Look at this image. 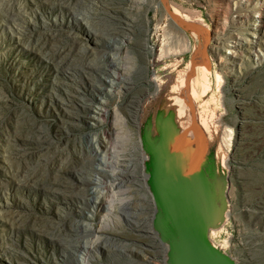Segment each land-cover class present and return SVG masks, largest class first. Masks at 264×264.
<instances>
[{"label":"rangeland","instance_id":"rangeland-1","mask_svg":"<svg viewBox=\"0 0 264 264\" xmlns=\"http://www.w3.org/2000/svg\"><path fill=\"white\" fill-rule=\"evenodd\" d=\"M167 2L208 30L199 28L223 78L211 76L206 97L197 90L199 132L181 177L207 184L212 195L210 243L234 264H264V0ZM259 21V58L245 48L231 66L233 42ZM110 41L120 45L122 65L105 92L98 86L110 88L101 82L111 66L105 54L116 52ZM203 49L161 0H0V264H76L84 244L97 246L88 264L175 263L160 242L171 243L163 228L177 233L162 201L169 174L157 157L169 166L179 152L187 129L172 127L179 109L172 99H186L183 81ZM101 100L108 113L98 123L92 116ZM183 111L190 127L193 113ZM105 139L115 143L122 170L111 212L104 197L91 195L92 179L114 182L96 168L98 148L109 153ZM142 169L156 172L149 190ZM92 197L97 205L85 203Z\"/></svg>","mask_w":264,"mask_h":264},{"label":"water","instance_id":"water-1","mask_svg":"<svg viewBox=\"0 0 264 264\" xmlns=\"http://www.w3.org/2000/svg\"><path fill=\"white\" fill-rule=\"evenodd\" d=\"M161 3H163L169 18L173 22L177 23L183 30L190 29L195 34V37L204 45V49L198 55L193 56L192 68L186 79L185 104L193 113L192 125L181 138L180 146H178L179 152L172 157L169 166L167 158L163 153H158L157 157L159 170L164 171L165 177L169 174L170 189L165 193L166 197L162 201L167 204L164 209H167L171 215L170 222L176 230L177 236L172 238L167 228H163V232L171 240L170 245L171 251L174 254V264H234L229 257L222 254L209 241L210 225H212L211 221L214 220L216 209L207 184L193 187L190 180L188 183L184 181L186 175L181 177L183 163H180L187 155L190 140L197 132L196 102L191 93L192 80L197 76V68L199 66H204L208 70H212L213 68V62L208 50L209 43L205 40L208 38V34L206 36L205 33H201L199 28L203 29L206 33H208V30L195 22L187 21L175 15L167 0H161ZM156 150L158 151V148ZM161 157L163 158L161 159ZM151 174L153 175L152 180H154L156 172L153 171ZM154 197L156 205L159 208L160 202L156 194H154ZM171 198L175 202H171ZM187 204H189L188 208ZM162 240L165 241L166 238L163 237Z\"/></svg>","mask_w":264,"mask_h":264},{"label":"bare ground","instance_id":"bare-ground-1","mask_svg":"<svg viewBox=\"0 0 264 264\" xmlns=\"http://www.w3.org/2000/svg\"><path fill=\"white\" fill-rule=\"evenodd\" d=\"M162 4V3H161ZM179 8V7H178ZM172 12L175 14V15H177V16H180V17H182V18H184L185 20H187V21H190V22H192V21H194L193 20V17H190L189 15H184V14H182L181 12H180V10L179 9H177V8H172ZM244 15V14H243ZM242 15V16H243ZM258 16V15H257ZM260 16V15H259ZM262 16V15H261ZM202 24V23H201ZM264 24V23H263ZM254 25V31H253V33H250V34H247V36H245V37H243V38H241L240 36H238V41H234L233 43V45H235L234 46V49H231V51H230V49H229V51L227 52L229 55H231V59H230V65L231 66H236V65H238V51L239 50H244L245 48H248V53H250V54H252L253 56H255V57H257V58H259V56H260V54H259V52H260V44H259V31H260V28L262 27V24H261V21H259V22H256V23H254L253 24ZM228 27V26H227ZM225 32V31H224ZM234 39V38H233ZM107 40V39H106ZM217 40V39H216ZM258 40V41H257ZM113 42H107L106 44H107V46H109L110 47V45L112 44ZM124 43V42H123ZM221 43V42H220ZM147 45V44H146ZM177 45V44H176ZM112 47H114V49H113V51H116V52H111V54L109 55V56H107L108 54H105L106 56H105V59H106V57H107V61H105L107 64L108 63H110L111 64V66H108V67H110L109 68V70H108V76L106 77H103L102 79V83H105V84H107V86H109L110 88H109V90L108 89H103V88H101V86H98V89H99V91H101V90H106L107 92H112L113 91V89L115 88V86H116V84H117V80H119V78H120V72H119V70H120V68H121V65L122 64H120V60H119V53L117 52V50L120 48L119 46H118V44H115L114 45V43H113V45H111ZM122 46V45H121ZM165 46H167V45H165ZM174 46V45H173ZM178 46H179V44H178ZM186 46V45H185ZM169 47V46H168ZM182 47V46H181ZM148 48V47H147ZM150 48V47H149ZM185 48H187V46L185 47ZM227 48H229V47H227ZM112 49V48H111ZM153 49H154V47H153ZM166 49V48H165ZM168 49V48H167ZM214 49V48H213ZM188 50V49H187ZM150 51V50H149ZM182 51V50H181ZM245 51V50H244ZM167 52H168V50H167ZM184 53H185V51H184ZM181 54V53H180ZM213 55V54H212ZM221 59H222V57H220ZM242 58V57H241ZM241 58H240V60H241ZM102 59H104V58H102ZM224 59V58H223ZM245 59V58H244ZM165 60V59H164ZM103 62V61H102ZM223 62H224V60H223ZM104 63V62H103ZM106 63H104V64H106ZM226 63H227V61H226ZM213 66H214V71L213 72H211L210 70H208L206 67H204V66H199L198 68H197V76L192 80V84H191V93H192V96H193V98H194V100H195V102L196 103H198L199 102V97H198V95H197V90H199L201 93H202V95H203V97H206L207 95H208V91H209V89H210V79H211V76L215 73V79L217 78V81H218V83H223V78H222V76L219 74V73H217L216 72V69H217V64L214 62V60H213ZM229 66V65H228ZM107 67V66H106ZM189 67H191V65H189ZM111 68H113L112 70H111ZM123 78V77H122ZM186 82H185V80L183 81V85H182V87H185L186 86V84H185ZM105 91V92H106ZM172 100H174V105H177V106H179V109L177 110V113H176V115H175V118L172 120V122H171V125H172V127H174L176 130H177V127H176V124L175 123H177L179 126H181V128H183L184 130L185 129H189L190 127H189V120L187 119V117H186V114H185V112L183 111V107H185L186 106V104H185V100L183 99V98H179V97H173V99ZM105 103L106 102H104V100L102 101L101 100V103H99V105H100V107H94L95 108V110H94V115L92 116V118L93 119H95V121H97L98 123H101L102 121L101 120H103V118H106V113H108L107 112V109H105V108H101V106H104L105 105ZM136 111V110H135ZM139 111V110H138ZM137 113V112H136ZM139 113V112H138ZM137 113V114H138ZM138 117V116H137ZM136 117V118H137ZM119 118V117H118ZM138 119V118H137ZM115 121H116V119H115ZM198 132H199V129H198V124H197V132L195 133V135L192 137V139L190 140V143H189V148H188V152H187V155L185 156V158H184V160L180 163V164H182V163H186L187 162V160H188V158L190 157V154H189V149H190V147L193 145V143H194V140L198 137L197 135H198ZM177 133V132H176ZM178 134V133H177ZM110 135V134H109ZM112 135V134H111ZM116 135V134H115ZM118 136V135H117ZM107 137V136H106ZM110 137V136H109ZM114 138V137H113ZM116 138V137H115ZM114 138V139H115ZM121 138V137H120ZM107 139V138H106ZM106 139H105V142H107V146H106V148H107V151L109 152L108 154H110V157H109V155L108 154H101V152H102V150L100 151V148H98V144L96 145L97 146V148L99 149L98 150V153H97V156L99 157V159H100V165L99 166H104V169H100L99 168V166H97L96 168H97V170H98V172H100V173H104V174H107V175H109V176H111L114 180V182H111L110 183V181H109V183H105L101 178H99V177H96L95 179H92L93 181H95V185L97 186V190H95V189H93L92 190V194L91 195H94L95 196V199H96V196H97V200L98 201H101V198L102 197H104V203L101 201V203H102V206L104 207V208H108V211L109 212H111V211H113V209L115 208V207H117V206H115V204H116V201H118V198L117 197H119V196H117V192H116V189L119 187L118 185H117V183H118V181H116L118 178H117V174L118 173H120L121 171H119L120 170V166H119V157H117L116 156V154H117V152L118 151H116V153H115V151H114V148H116L115 146L114 147H112L113 145L110 143V140H108V141H106ZM112 139V138H111ZM119 139V138H118ZM101 143V142H100ZM142 144V143H141ZM119 146V145H118ZM118 148V147H117ZM228 148V147H227ZM94 150V149H93ZM118 150V149H117ZM106 151V150H105ZM144 152H145V155L141 158V165L143 166V168H146V166H145V161H147L148 160V154H147V152L144 150ZM140 153H141V151H140ZM93 154V153H92ZM96 154V153H95ZM119 154H121L120 152H119ZM143 155V154H142ZM162 155V154H161ZM122 157H124L123 155H121V158ZM163 157H161V159H162ZM121 160V159H120ZM122 161H123V159H122ZM128 161V160H127ZM129 162V161H128ZM132 162V161H131ZM126 163V162H125ZM129 164V163H128ZM141 167V166H140ZM129 168V167H128ZM96 170V171H97ZM143 170V169H142ZM124 171V170H123ZM128 171V170H127ZM125 172V171H124ZM131 172V171H130ZM100 173H98V174H100ZM142 173V178L140 179V180H142V183H143V185H144V187L145 188H147V190H149L150 189V186H149V183L152 181V177L150 176L151 175V173L150 172H144V170H143V172H141ZM121 174H122V172H121ZM106 175V176H107ZM135 175V174H134ZM120 178V177H119ZM187 177L185 176V179H184V181L185 182H187L188 183V181L189 180H187L186 179ZM120 180V179H119ZM147 180H148V182H147ZM119 184V183H118ZM218 184H219V186H220V188H221V190L222 191H224L225 189H226V183H225V179H224V177L222 176V174L219 176V180H218ZM120 185V184H119ZM121 189V188H120ZM117 191H118V189H117ZM119 192V191H118ZM117 193V194H116ZM120 195V194H119ZM88 199V198H87ZM94 199V200H95ZM96 200V202H94L93 201V197H92V199H90V200H88V201H86L85 203H87V204H93V206H94V203H95V205H97L99 202ZM124 201V200H123ZM123 203V202H122ZM155 204H156V202H155ZM85 205V204H84ZM117 205V204H116ZM118 206H119V204H118ZM188 206H189V204H187V208H188ZM119 208V207H118ZM124 209V208H123ZM122 210V209H121ZM116 211V210H115ZM114 211V212H115ZM122 211H124V210H122ZM125 212V211H124ZM117 213V212H116ZM125 214V213H124ZM93 215V214H92ZM92 215H89V217H91V218H93V216ZM86 221V220H85ZM84 221V222H85ZM84 222H81V223H79L78 225H80L79 227H83L86 231L88 230V231H90V229H92L93 230V228H92V226H91V224H86V223H84ZM151 229V228H150ZM216 228H213V230H212V232H214V230H215ZM225 232V231H224ZM155 235H156V233H155ZM157 239H158V237H157ZM160 240V239H159ZM160 242H161V245H163V247L166 249L167 247L166 246H169V249H171V245L169 244V245H167L165 242H164V240H160ZM88 243V242H87ZM97 244V243H96ZM79 245V244H78ZM80 246V245H79ZM80 248V247H79ZM83 248H84V252L83 251H81L80 253L81 254H83V255H81V257L79 258V263H76V264H88V262L90 261V258H91V256H90V254L91 253H93V252H96V250H97V246H95V244L93 245H88V244H84L83 245Z\"/></svg>","mask_w":264,"mask_h":264}]
</instances>
